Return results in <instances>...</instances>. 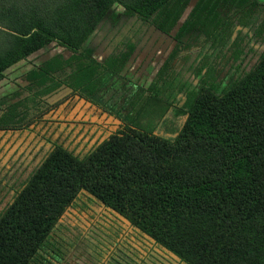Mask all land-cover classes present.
Returning a JSON list of instances; mask_svg holds the SVG:
<instances>
[{"label": "trees", "instance_id": "trees-1", "mask_svg": "<svg viewBox=\"0 0 264 264\" xmlns=\"http://www.w3.org/2000/svg\"><path fill=\"white\" fill-rule=\"evenodd\" d=\"M190 2L0 0V80L12 66L56 45L72 55L65 62L50 58L36 73L41 83L50 72L71 68L72 92L94 97L120 76L134 52L129 45L100 64L82 51L113 8L170 35ZM188 33L204 36V52L189 67L198 86L172 72L173 51L149 87L127 101L122 129L84 157L61 147L48 153L0 213V264H60L64 250L55 227L82 196L184 264H264V52L225 86L220 78L226 53L237 64L257 53L254 45H264V2L197 0L177 40ZM171 111L185 120L166 137L157 128ZM16 126L8 113L0 116V132Z\"/></svg>", "mask_w": 264, "mask_h": 264}, {"label": "rangeland", "instance_id": "rangeland-1", "mask_svg": "<svg viewBox=\"0 0 264 264\" xmlns=\"http://www.w3.org/2000/svg\"><path fill=\"white\" fill-rule=\"evenodd\" d=\"M196 1L191 0L185 15L170 35L161 33L151 21L143 22L135 16L128 17L119 6L113 8L86 41L83 53L102 63L128 45H133L135 51L120 76L113 78L94 99L114 113L125 116L129 98L139 92L140 88L149 87L173 51H178V56L172 72H181L189 83L193 82L191 88L197 87L200 78L189 76V67L198 54L204 52V36L188 33L178 40L176 38L177 31ZM254 48L257 53L248 52L243 62L237 64L228 62L231 53H226L220 64L222 86L236 78L242 70L248 71L254 66L260 53L264 52L260 44L254 45ZM71 55L70 51L51 45L6 70L0 80V115L8 113L10 117L13 116L12 122H18L69 95L72 92L68 80L71 68L51 74L43 83V77L36 73L42 71L50 58L58 56L61 61H66ZM240 63L241 69L237 72L236 67ZM54 84L59 86L45 92ZM177 101L182 105L185 96L180 94ZM166 119L169 122L159 124L157 132L174 137L171 128H179L184 120L176 116L174 111ZM162 125L168 130L161 128ZM62 130H55L54 127L48 131V127L41 125L33 132L27 130L0 134V212L49 148L47 139H57ZM65 137L67 134L64 133L61 139ZM43 145L45 147L41 150ZM82 204L90 207L85 208ZM55 235L62 241L65 255L60 264H184L172 253L130 227L125 219L101 203L91 202L87 196H82L76 206L68 210L58 224Z\"/></svg>", "mask_w": 264, "mask_h": 264}, {"label": "flooded vegetation", "instance_id": "flooded-vegetation-1", "mask_svg": "<svg viewBox=\"0 0 264 264\" xmlns=\"http://www.w3.org/2000/svg\"><path fill=\"white\" fill-rule=\"evenodd\" d=\"M122 50H120L116 54L110 55L108 58L117 56ZM124 50H126V48ZM134 51H135V47H134ZM108 58L102 63L98 61L97 62L100 64H104L108 60ZM56 72H53V73L50 72V73L54 74ZM96 95L94 97H89L81 93L71 92L69 95L61 99H58L57 101L47 105L44 109L38 111L37 113H35L34 115H32L31 117L27 119H23L18 122L16 121L12 122V119H11V123L17 125L16 129L13 131L9 130V131L0 132V134H3V135L9 132L14 134L17 131L21 133L27 130L30 132H33L39 126L42 125V126L48 127V131H50L54 127H55V130L63 128L60 135L63 136L64 133L65 135L67 134V137H65L64 139H61V136H59L57 139H54V140L52 138L47 139L48 144H50L49 148L44 152V155L39 161V163L37 164V166L31 171V173L24 180V182L20 185V187L17 190H15L13 198L5 206V208L13 202L17 192L22 188V186L30 178V176L33 174L35 169L40 165V163L45 158V156L48 153H50L53 149L57 147H61L76 155H80V157H84L87 153H89L91 150L96 148L98 145H100L102 142L107 140L110 136L117 133L120 129L124 127L123 116H119L117 113H114L113 110L107 108L104 104L94 99ZM180 116L183 118V120H185L184 116L182 115ZM183 123L180 125L179 128L178 127H172V128L180 129ZM163 125L161 126V128H164V130H168L166 127H163ZM81 135L83 136L80 138ZM95 138L97 139L94 140ZM69 141L70 143L67 144ZM44 147L45 145H43L41 150ZM95 201L98 202L97 200H94V199L91 200V202H95ZM82 206H84L85 208L90 207V205L88 204H82ZM71 208L72 207H70L69 209ZM68 210L66 211V213L68 212ZM58 224L55 227L54 234L56 233V228ZM64 257L62 259H64Z\"/></svg>", "mask_w": 264, "mask_h": 264}, {"label": "water", "instance_id": "water-1", "mask_svg": "<svg viewBox=\"0 0 264 264\" xmlns=\"http://www.w3.org/2000/svg\"><path fill=\"white\" fill-rule=\"evenodd\" d=\"M195 5V4H194ZM238 29H241V27H239ZM245 31H247V30H245ZM262 48H264V45H262L261 46ZM166 137H168V136H166ZM175 256V255H174ZM176 257V256H175Z\"/></svg>", "mask_w": 264, "mask_h": 264}, {"label": "crops", "instance_id": "crops-1", "mask_svg": "<svg viewBox=\"0 0 264 264\" xmlns=\"http://www.w3.org/2000/svg\"><path fill=\"white\" fill-rule=\"evenodd\" d=\"M197 2V1H196Z\"/></svg>", "mask_w": 264, "mask_h": 264}]
</instances>
